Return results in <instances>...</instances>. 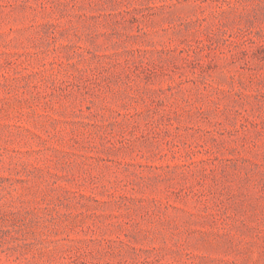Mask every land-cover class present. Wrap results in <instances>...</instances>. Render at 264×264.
I'll return each instance as SVG.
<instances>
[{"label": "rangeland", "instance_id": "rangeland-1", "mask_svg": "<svg viewBox=\"0 0 264 264\" xmlns=\"http://www.w3.org/2000/svg\"><path fill=\"white\" fill-rule=\"evenodd\" d=\"M0 264H264V0H0Z\"/></svg>", "mask_w": 264, "mask_h": 264}]
</instances>
